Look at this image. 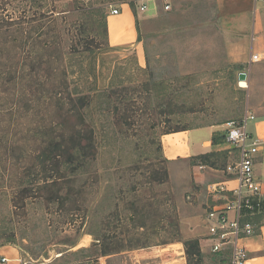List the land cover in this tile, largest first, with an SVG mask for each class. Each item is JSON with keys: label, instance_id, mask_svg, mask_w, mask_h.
<instances>
[{"label": "rangeland", "instance_id": "374dc122", "mask_svg": "<svg viewBox=\"0 0 264 264\" xmlns=\"http://www.w3.org/2000/svg\"><path fill=\"white\" fill-rule=\"evenodd\" d=\"M168 1L0 0V264H227L204 229L215 176L197 178L236 160L223 129L257 111L216 0ZM124 3L137 42L113 47ZM204 127L230 154L165 158L163 135Z\"/></svg>", "mask_w": 264, "mask_h": 264}, {"label": "crops", "instance_id": "0c3cea01", "mask_svg": "<svg viewBox=\"0 0 264 264\" xmlns=\"http://www.w3.org/2000/svg\"><path fill=\"white\" fill-rule=\"evenodd\" d=\"M163 1L169 3L168 0H149L148 4L151 3V8L154 9L163 5ZM216 2L220 18L228 19L221 25L225 33L227 60L238 69L237 76L240 72L246 73L248 85L246 88L252 96L249 108L257 111L255 114L251 111L247 112L255 116L249 127L247 123V128L252 136L261 140V144L254 153L253 169L255 177L261 182V193L258 198L262 202V208L259 211L260 218L256 222V233L244 239L243 244L248 250L246 264H264V0H216ZM122 5V12L108 16L106 19L108 42L113 47L133 45L137 42L138 30L135 16L126 3ZM251 53H258L261 60L250 61ZM216 130L214 127H204L163 135L162 152L165 158L172 162L198 157L215 150L229 153V145L212 142V136ZM237 157L238 153L236 159ZM224 169L214 170L215 173L205 171L197 179L214 180L213 174L214 181L224 182L228 189H232L235 186V180ZM208 193L213 195V198L204 196L206 204L212 206L222 202L221 197L210 193L209 190ZM224 195L229 196L230 193ZM202 203L204 202H198V204ZM204 229L206 234V228ZM10 255L13 257L7 259L12 261L16 259L17 253L10 252Z\"/></svg>", "mask_w": 264, "mask_h": 264}, {"label": "built area", "instance_id": "2783aa9c", "mask_svg": "<svg viewBox=\"0 0 264 264\" xmlns=\"http://www.w3.org/2000/svg\"><path fill=\"white\" fill-rule=\"evenodd\" d=\"M139 9L145 10L148 0H135ZM169 3L163 8L168 9ZM120 10L110 8V15H116ZM261 60L258 53H251L250 61ZM251 113H246L239 120L227 123L225 140L238 150V157L226 166L225 171L235 180V186L228 189L224 182L211 183L208 186L210 193L221 197L220 203L212 205L205 215L206 239L210 251L215 255H222L227 264H246L248 250L243 240L256 233L257 224L249 217L262 208L258 198L261 193V182L254 175V153L261 140L252 136L247 128L248 120L254 119ZM230 193L229 196L224 194ZM18 264H27L28 261L17 257ZM2 261L9 262L5 257Z\"/></svg>", "mask_w": 264, "mask_h": 264}, {"label": "trees", "instance_id": "16d2710c", "mask_svg": "<svg viewBox=\"0 0 264 264\" xmlns=\"http://www.w3.org/2000/svg\"><path fill=\"white\" fill-rule=\"evenodd\" d=\"M138 29V28H137ZM222 137H223V140H224V142H225V138H226V133H225V130H224V132L222 133ZM214 141V140H213ZM252 215H250V219L252 220V221H254L255 223L259 220V216H260V214H259V211H256V212H254V213H251Z\"/></svg>", "mask_w": 264, "mask_h": 264}, {"label": "water", "instance_id": "95a60500", "mask_svg": "<svg viewBox=\"0 0 264 264\" xmlns=\"http://www.w3.org/2000/svg\"><path fill=\"white\" fill-rule=\"evenodd\" d=\"M238 81H241V80H246V73L245 72H240L238 73Z\"/></svg>", "mask_w": 264, "mask_h": 264}, {"label": "bare ground", "instance_id": "6f19581e", "mask_svg": "<svg viewBox=\"0 0 264 264\" xmlns=\"http://www.w3.org/2000/svg\"><path fill=\"white\" fill-rule=\"evenodd\" d=\"M238 83H239V86H240L241 88H245V87L248 86V85H247V82L244 81V80H241V81H239Z\"/></svg>", "mask_w": 264, "mask_h": 264}]
</instances>
